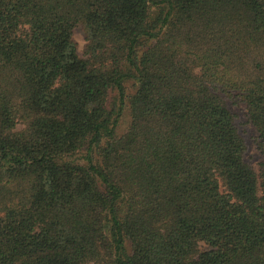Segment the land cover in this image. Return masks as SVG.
Wrapping results in <instances>:
<instances>
[{
	"label": "trees",
	"instance_id": "1",
	"mask_svg": "<svg viewBox=\"0 0 264 264\" xmlns=\"http://www.w3.org/2000/svg\"><path fill=\"white\" fill-rule=\"evenodd\" d=\"M0 264H264V0H0Z\"/></svg>",
	"mask_w": 264,
	"mask_h": 264
},
{
	"label": "rangeland",
	"instance_id": "2",
	"mask_svg": "<svg viewBox=\"0 0 264 264\" xmlns=\"http://www.w3.org/2000/svg\"><path fill=\"white\" fill-rule=\"evenodd\" d=\"M73 38L77 43L78 53L82 56L84 47L86 44L85 34L82 29V26H77L73 31ZM225 101L230 109V111L234 114V122L238 128L239 133L243 136L244 141L246 143L247 149L245 152V159L252 165L255 171L259 170V163L262 160V155L257 149V131L254 126L248 121L246 106L242 101L232 100L230 98H225ZM129 121L128 112L124 111V114L120 118V122L118 125V132H123ZM18 128L21 127L19 124ZM204 245H200L203 247Z\"/></svg>",
	"mask_w": 264,
	"mask_h": 264
}]
</instances>
